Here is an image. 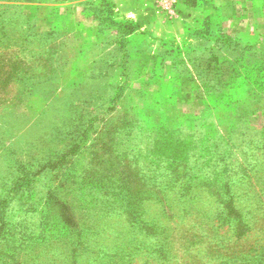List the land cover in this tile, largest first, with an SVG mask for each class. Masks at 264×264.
<instances>
[{
  "label": "rangeland",
  "instance_id": "obj_1",
  "mask_svg": "<svg viewBox=\"0 0 264 264\" xmlns=\"http://www.w3.org/2000/svg\"><path fill=\"white\" fill-rule=\"evenodd\" d=\"M0 264H264V0H0Z\"/></svg>",
  "mask_w": 264,
  "mask_h": 264
},
{
  "label": "crops",
  "instance_id": "obj_2",
  "mask_svg": "<svg viewBox=\"0 0 264 264\" xmlns=\"http://www.w3.org/2000/svg\"><path fill=\"white\" fill-rule=\"evenodd\" d=\"M132 10L134 11V8H132ZM134 13H135V16H137V14H138V10L136 9L135 11H134ZM123 15H124V13H123ZM172 30V27L170 26V33H169V37H175V38H181V36H183L184 35V33L186 32V30H187V28H184V30L182 31L181 30V32L180 33H178V32H176V31H171ZM168 35V34H167ZM166 35V36H167Z\"/></svg>",
  "mask_w": 264,
  "mask_h": 264
},
{
  "label": "trees",
  "instance_id": "obj_3",
  "mask_svg": "<svg viewBox=\"0 0 264 264\" xmlns=\"http://www.w3.org/2000/svg\"><path fill=\"white\" fill-rule=\"evenodd\" d=\"M244 173L242 172V175H243Z\"/></svg>",
  "mask_w": 264,
  "mask_h": 264
}]
</instances>
